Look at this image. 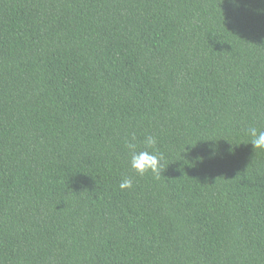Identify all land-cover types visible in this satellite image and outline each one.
Returning <instances> with one entry per match:
<instances>
[{"label": "trees", "instance_id": "trees-1", "mask_svg": "<svg viewBox=\"0 0 264 264\" xmlns=\"http://www.w3.org/2000/svg\"><path fill=\"white\" fill-rule=\"evenodd\" d=\"M249 127L264 0H0V264H264Z\"/></svg>", "mask_w": 264, "mask_h": 264}, {"label": "clouds", "instance_id": "clouds-1", "mask_svg": "<svg viewBox=\"0 0 264 264\" xmlns=\"http://www.w3.org/2000/svg\"><path fill=\"white\" fill-rule=\"evenodd\" d=\"M247 132L254 151L264 149V131H260L256 127H249ZM134 140L135 136L133 135L132 141ZM143 144L142 150H138V146L134 142L130 141L126 144V147L130 150L129 166L140 176L152 173L156 179H159L163 169L164 155L156 149L157 139L149 135L145 138ZM119 187L122 190L131 188L132 179L125 176Z\"/></svg>", "mask_w": 264, "mask_h": 264}]
</instances>
